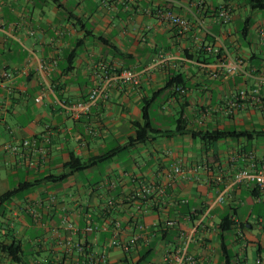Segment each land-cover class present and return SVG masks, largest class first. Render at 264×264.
Masks as SVG:
<instances>
[{
  "label": "crops",
  "instance_id": "obj_1",
  "mask_svg": "<svg viewBox=\"0 0 264 264\" xmlns=\"http://www.w3.org/2000/svg\"><path fill=\"white\" fill-rule=\"evenodd\" d=\"M166 9L188 28L165 20ZM230 59L238 71L228 70ZM125 69L137 84L119 77ZM4 70L0 264H134L147 244L140 264H170L184 244L193 261L182 264L264 256V189L232 181L251 161L264 164V9L248 0H0ZM176 75L184 88L156 95ZM96 85L107 97L75 117L68 104ZM146 100L154 127L171 132L135 144ZM217 128L254 136L201 137ZM23 139L28 146L7 148ZM71 153L92 164L60 179ZM177 163L184 173L170 177ZM225 216L234 222L226 228ZM116 221L122 239L142 232L146 240L128 252L112 245ZM3 245L18 247L16 257Z\"/></svg>",
  "mask_w": 264,
  "mask_h": 264
},
{
  "label": "built area",
  "instance_id": "obj_2",
  "mask_svg": "<svg viewBox=\"0 0 264 264\" xmlns=\"http://www.w3.org/2000/svg\"><path fill=\"white\" fill-rule=\"evenodd\" d=\"M220 15L228 20L230 14L227 9L222 8ZM161 16L170 22L173 25H178L181 30H186L188 28V20L183 16H180L176 12L171 9H166L161 13ZM227 67L230 72L238 71L240 67V62L236 59H230L227 61ZM10 73L7 70L0 71V77H9ZM119 77L125 82H131L137 84L139 82L138 74L132 69H125L119 74ZM242 95L244 92L242 91ZM45 96V92H41L37 97V101H41ZM107 97L106 89L104 85H96L92 87L85 99H81L78 102H73L68 104L69 109L72 111V114L75 117H80L83 114H86L90 108L97 103L100 99H104ZM20 145H29V141L27 139H23L21 142L17 144H10L7 146L9 150L13 153L17 152ZM184 173V169L181 163H177L173 168L172 171L169 173L170 177H174L177 175H181ZM232 181L235 184H243L245 182H253L258 187L264 189V164L259 165L255 161H251L248 165L240 167L236 169L233 173ZM162 190V189H161ZM151 192V187L149 185L143 186V195L148 194ZM217 201L219 203H224L225 195L223 192H219L217 197ZM92 227H88L91 229ZM145 239V235L142 232L133 234L129 240L122 239V232H121V221L115 222V230L113 231L111 243L114 246H118L124 252L130 251L131 247L136 245L139 240ZM187 244H184L179 253L174 256V261L170 264H182L185 260L193 261V258L189 256L186 252ZM105 264H110L106 259H104ZM255 264H264V256H258L255 259Z\"/></svg>",
  "mask_w": 264,
  "mask_h": 264
},
{
  "label": "trees",
  "instance_id": "obj_3",
  "mask_svg": "<svg viewBox=\"0 0 264 264\" xmlns=\"http://www.w3.org/2000/svg\"><path fill=\"white\" fill-rule=\"evenodd\" d=\"M252 8H262L264 9V0H248ZM223 54L220 50H218L215 54V58H220L222 57ZM208 60V59H206ZM185 86V81L181 75H176L171 77L167 84L158 90L156 92V95L161 94V92L167 90V89H174V90H181ZM152 100L145 101L142 106V120L141 121H135V137H134V142L135 144L138 143H143L149 139H153L158 135L161 134H169L171 130H163V129H158L154 127L151 121L150 117V104ZM183 127H180V125L177 126L175 131H181ZM253 133L251 131L247 130H228V129H214V130H207L204 133H201V137L204 140H218L221 138H226V137H249L253 138ZM122 147H119L115 152L112 153H105L104 155L96 157V161H106L108 159H111L114 157L115 154L119 153ZM90 160H83L81 157L75 155L74 153L70 154L69 160L66 162L65 166L67 170L60 174L58 178L62 179L65 178L71 174H73L76 171H81L88 166H90L92 163H90ZM24 186L26 187L27 185L20 186L17 188L15 191H10L5 193L3 196H1L2 201H7L11 198L12 195H14L18 191H22L24 189ZM156 205H154L155 207ZM156 208V207H155ZM234 222L229 219L228 216H225L221 222V225L223 227H227L228 225H232ZM227 226H224V225ZM146 250L143 252L141 258L134 264H140L142 261H145L151 251V247L149 244L146 245ZM2 250L7 251L10 253L13 257H16V253L18 251V247H15L14 245H3ZM231 258L229 255L227 259ZM131 264V263H127Z\"/></svg>",
  "mask_w": 264,
  "mask_h": 264
}]
</instances>
